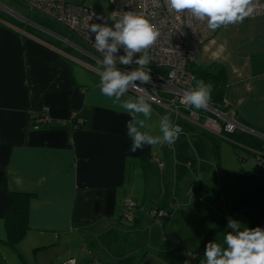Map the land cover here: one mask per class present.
Returning a JSON list of instances; mask_svg holds the SVG:
<instances>
[{"label":"crops","instance_id":"obj_1","mask_svg":"<svg viewBox=\"0 0 264 264\" xmlns=\"http://www.w3.org/2000/svg\"><path fill=\"white\" fill-rule=\"evenodd\" d=\"M0 18V181L5 178L11 192L33 194L28 232L12 248L1 240L10 199L0 186V264H64L70 257L77 264H171L159 256L164 236L196 249L224 214L214 208L200 223L192 221L196 215L188 209L197 197L187 198L176 185V149L187 137L174 150L163 145L130 152V117L101 93L102 70L93 56L28 23ZM196 62L223 67L226 112L264 135V16L216 29ZM122 99L137 98L127 92ZM151 106L145 130L159 135L160 117L175 122V115ZM45 108L55 120L78 114L85 125L34 123ZM192 151L188 155L197 156ZM186 174L194 180V173ZM130 201L163 207L169 218L160 224L137 208L136 225H126L119 214ZM209 242L227 247L215 237Z\"/></svg>","mask_w":264,"mask_h":264},{"label":"built area","instance_id":"obj_2","mask_svg":"<svg viewBox=\"0 0 264 264\" xmlns=\"http://www.w3.org/2000/svg\"><path fill=\"white\" fill-rule=\"evenodd\" d=\"M7 2L17 3L26 8L30 14H41L46 23L53 20L69 31L73 38L67 39L60 33L53 31L46 23L40 24L33 21L12 9ZM255 2L257 3L255 11L245 19L264 16V0H255ZM109 3V17H106L78 0H0V15H8L20 22L28 23L55 39L65 42L64 44L68 47L91 54L103 71L107 67L103 64L104 52L96 50V34L90 31V25L108 26L109 18H112L113 23L110 27L115 30V22L122 19L124 13L142 14L157 27L160 34L157 41L147 50L149 64L145 66V70L149 71L151 82L141 84L140 81H136V87L133 84L129 85L128 93L136 98L143 95L149 103L174 113L175 122L173 123L179 125L183 129V133L174 145L165 144V146L174 150L184 134L183 120L198 124L217 135L244 129L245 126L235 116H230L227 112L210 104L206 109H195L180 102L185 90L194 89L193 74L189 71L188 65L196 61L201 44L211 38L214 33L207 27V18L199 20L191 14L190 10L176 13L168 6L167 0H109ZM111 40L112 38H109V42ZM113 55L117 60V70L127 73L137 69L138 65L135 61L144 55V52L135 53L131 65L119 63L120 56L125 55L122 45L118 46V51ZM41 116L39 121L51 122L46 108ZM177 130L179 131V129ZM157 161L159 167L163 169L164 162L159 159ZM134 205L135 202L133 201L127 204L129 221L133 219L130 209ZM152 215H157V222L161 224L158 216H166V212L164 210H152ZM204 253V250H200L197 254L191 253L189 259L197 257L198 260L205 261ZM73 259L77 264L74 257L66 259L64 264H68V261Z\"/></svg>","mask_w":264,"mask_h":264},{"label":"clouds","instance_id":"obj_3","mask_svg":"<svg viewBox=\"0 0 264 264\" xmlns=\"http://www.w3.org/2000/svg\"><path fill=\"white\" fill-rule=\"evenodd\" d=\"M167 4L176 13L190 10L199 20L207 18V27L212 31L242 22L257 7L255 0H167ZM114 29L99 24L90 25V31L96 34L95 48L98 52H104L103 64L107 66L100 74V91L130 117L125 124L127 136L131 140L129 151L136 153L145 146L174 145L183 129L174 124L168 115L160 117V134L153 135L145 130L149 127L147 120L152 116L151 103L143 95L135 100L122 99L130 84L136 87V81L141 84L151 82L149 71L145 70V66L149 64L147 50L157 41L159 30L144 15L132 12L124 13L122 19L115 22ZM109 38H112L111 42ZM121 45L125 55L120 56L119 63L123 65H131L133 55L144 52L135 61L138 65L136 70L127 73L117 70V60L113 54ZM193 79L196 82L195 88L185 90L180 102L195 109H206L211 101L213 86L203 80H196L195 77ZM226 228L231 229L224 237L227 247L209 242L204 253L205 264H264V228L242 227L241 222L231 217ZM68 264H75V260L68 261Z\"/></svg>","mask_w":264,"mask_h":264},{"label":"trees","instance_id":"obj_4","mask_svg":"<svg viewBox=\"0 0 264 264\" xmlns=\"http://www.w3.org/2000/svg\"><path fill=\"white\" fill-rule=\"evenodd\" d=\"M188 69L196 80H203L206 84L210 83L213 86L211 101L209 104L226 112L227 105L224 100L225 73L223 67L214 64L205 66L198 64L195 61L188 65ZM195 86L196 82L193 79V88H195ZM41 118L42 116L38 115L35 118L34 123L44 127L47 126L64 129H80L85 125V120H81L78 114L69 116V118H67L65 121L51 118V122L49 123L39 121ZM238 119L239 122H244L242 121V118L238 117ZM183 127V135L186 136L188 140L183 141L182 144L176 149L175 156L177 162H180L176 168L177 188L182 176L187 172H192L194 173L195 178L190 188V194H194L197 191L200 185L198 178L199 171L203 169H210L212 166V163H209L205 158L207 154V147L209 145L211 148H213V154L216 161L214 164L219 170H222L219 165L220 139H227L234 146H242L250 153L251 156L255 157L259 161L258 167L260 171L256 173L243 167H240L236 171L225 170L226 174L232 175L238 183V190L235 192L232 211L238 212L240 210L246 209L249 205L254 204L256 201H259L261 209L247 213L249 218V228H255L257 226L261 228L264 227V135H253L238 130H234L230 133L223 132L221 135H217L202 128L198 124H193L186 120H183ZM190 148L196 152L197 156L191 157L188 155V150ZM196 166L198 168H196ZM0 186L10 199L6 214L4 216L5 238L1 240L8 246L16 248L17 244L26 236L29 229L28 210L29 203L33 198V194L28 192H11L7 190L5 186V178L0 181ZM137 208H140L145 215L149 216L155 221H157V215L151 216L152 210H164L166 212V216H158L159 220H161V224H164L170 215L169 210L163 207L153 205L150 208H147L143 205L135 203V205L130 209V212L133 215L132 221H129L127 218V205L120 211L119 217L122 219L124 224L127 225L126 222H128L129 225H136L138 219L135 215V210ZM225 224L226 218L222 217L214 227L207 231L203 241L194 250L181 247L175 242L172 243L171 239H169L167 236H164V246L159 252V256L171 264H185L186 259L189 260L190 264H194L198 259L196 257L190 260L189 254H197L200 250L205 251L206 244L212 237L218 238L220 241H224V237L228 232V230H226Z\"/></svg>","mask_w":264,"mask_h":264},{"label":"rangeland","instance_id":"obj_5","mask_svg":"<svg viewBox=\"0 0 264 264\" xmlns=\"http://www.w3.org/2000/svg\"><path fill=\"white\" fill-rule=\"evenodd\" d=\"M83 2L85 5L91 7L92 9L96 10L100 14L109 17V0H78ZM12 9L20 12L24 16H31L35 20L41 18V14H30V12L18 5L14 2H7ZM6 18L8 15H4ZM10 19L13 17L8 16ZM15 19V18H14ZM19 21V20H18ZM46 23V22H45ZM113 19L109 18L108 27L112 25ZM53 31L60 33L63 37L69 39L73 38L69 31H67L63 26L50 20V23H46ZM63 42V41H62ZM65 43V42H64ZM73 48V47H71ZM212 115V114H211ZM214 115V114H213ZM247 128V126H245ZM237 129L238 131L247 132L253 135H259L260 133H253L248 129ZM249 128V127H248ZM253 130V129H252ZM254 132H256L254 130ZM220 158H219V165L222 170H219L214 163L215 157L213 154V148L209 145L207 147V154L206 160L212 163L210 169H203L199 171L198 178H199V188L194 193L197 197L194 200V204L188 209L189 212L196 215L193 222L200 223L203 216L209 217L212 215L211 209H217L226 218V224L228 223L229 217L232 219L241 222L242 227L246 226L249 227V218L248 212H252L256 210L257 206H260V202L256 201L254 204L249 205L246 209H243L238 212H233L232 207L234 205V198L235 192L238 190V183L236 179L232 175L226 174L225 170L236 171L240 167L245 169L251 170L252 172H260L259 171V161L250 155V153L243 148L242 146H234L230 141L227 139H220ZM192 149V148H191ZM193 150V149H192ZM194 152V151H192ZM195 154V152H194ZM195 156V155H194ZM191 156V157H194ZM215 161V162H214ZM211 165V164H210ZM214 165V166H213ZM180 188L181 192L190 199V188L193 184L192 178L188 174H184L180 181ZM184 217V213L180 216V221L182 225H184L185 221L182 219ZM231 231V229H229ZM226 247V244H224Z\"/></svg>","mask_w":264,"mask_h":264},{"label":"water","instance_id":"obj_6","mask_svg":"<svg viewBox=\"0 0 264 264\" xmlns=\"http://www.w3.org/2000/svg\"><path fill=\"white\" fill-rule=\"evenodd\" d=\"M247 129H248L249 131L255 133V134L257 133V132H254V130H252L251 128H248V127H247Z\"/></svg>","mask_w":264,"mask_h":264}]
</instances>
